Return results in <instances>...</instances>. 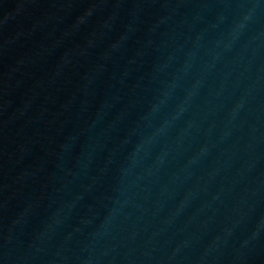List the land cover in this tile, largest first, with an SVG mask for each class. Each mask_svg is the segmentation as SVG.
I'll return each mask as SVG.
<instances>
[{"label": "water", "instance_id": "1", "mask_svg": "<svg viewBox=\"0 0 264 264\" xmlns=\"http://www.w3.org/2000/svg\"><path fill=\"white\" fill-rule=\"evenodd\" d=\"M0 264H264V0H0Z\"/></svg>", "mask_w": 264, "mask_h": 264}]
</instances>
